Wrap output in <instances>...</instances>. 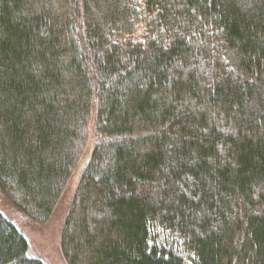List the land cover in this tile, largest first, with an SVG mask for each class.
I'll use <instances>...</instances> for the list:
<instances>
[{"label":"trees","instance_id":"trees-1","mask_svg":"<svg viewBox=\"0 0 264 264\" xmlns=\"http://www.w3.org/2000/svg\"><path fill=\"white\" fill-rule=\"evenodd\" d=\"M91 132L67 264H264V0H0V191L33 224ZM28 249L0 211V264Z\"/></svg>","mask_w":264,"mask_h":264},{"label":"rangeland","instance_id":"rangeland-1","mask_svg":"<svg viewBox=\"0 0 264 264\" xmlns=\"http://www.w3.org/2000/svg\"><path fill=\"white\" fill-rule=\"evenodd\" d=\"M92 141L93 132H91L86 155L83 156L84 158H82L77 165L69 186L61 196L57 208L47 223L40 225L33 224L27 216L22 215L13 207L0 191V211L12 221L28 239V255L30 257L39 258L46 262V264H67L62 256L59 245L61 226L64 223L65 213L72 199L78 178L83 172L90 157Z\"/></svg>","mask_w":264,"mask_h":264}]
</instances>
